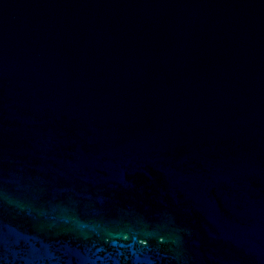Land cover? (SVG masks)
Masks as SVG:
<instances>
[{
    "label": "water",
    "instance_id": "water-1",
    "mask_svg": "<svg viewBox=\"0 0 264 264\" xmlns=\"http://www.w3.org/2000/svg\"><path fill=\"white\" fill-rule=\"evenodd\" d=\"M0 264H264V0H0Z\"/></svg>",
    "mask_w": 264,
    "mask_h": 264
}]
</instances>
